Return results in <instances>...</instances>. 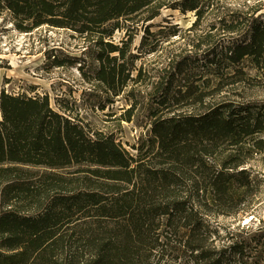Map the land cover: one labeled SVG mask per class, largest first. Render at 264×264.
<instances>
[{"label":"trees","instance_id":"trees-1","mask_svg":"<svg viewBox=\"0 0 264 264\" xmlns=\"http://www.w3.org/2000/svg\"><path fill=\"white\" fill-rule=\"evenodd\" d=\"M223 1L0 0V9L23 32L47 25L94 40L97 80L117 96L129 75L128 41H105L116 30L166 8L194 13L196 27ZM260 11L219 14L222 27L194 46L200 55L169 61L135 154L54 111L46 95L1 91L0 264H246L262 232L221 237L211 221L247 212L257 191L250 167L264 161V102L230 96L250 81L264 88ZM182 74L185 89H173ZM129 96L125 122L137 106Z\"/></svg>","mask_w":264,"mask_h":264},{"label":"rangeland","instance_id":"rangeland-1","mask_svg":"<svg viewBox=\"0 0 264 264\" xmlns=\"http://www.w3.org/2000/svg\"><path fill=\"white\" fill-rule=\"evenodd\" d=\"M249 7L260 8L259 13H264V0H224L220 9L208 11L196 27H193L194 13L183 14L166 8L151 21L144 22V14L141 20L130 23L129 28L116 30L105 41L118 47L128 41L123 75H129L126 87L117 96L97 80L99 48L94 40L85 34L47 25L23 32L16 28L12 15L0 9V92L27 97L46 95L54 111L88 130L111 136L125 151L135 154L132 146L150 138L147 104H154L153 94L159 96L165 87L169 61L200 55L201 51L194 46L200 37L215 33L217 29L213 30L212 26L222 27V23H218L221 14L234 15L237 10L246 11ZM139 70L141 75L137 79ZM190 76L192 80L194 76ZM134 79L137 81H132ZM161 82L162 88H159ZM185 85L184 74L174 77L173 89H185ZM249 85L250 89L230 97L236 101L243 98V102L263 103L264 88L252 81ZM131 93L136 97L137 106L130 122H125L123 119L132 104ZM250 169L257 191L247 212L242 209L211 222L219 227L221 237L226 233L240 235L241 228L245 229L241 237L251 233V237L259 236L262 232L258 240L249 242L245 261L246 264H264V245L257 244L264 243V161L261 156L255 157Z\"/></svg>","mask_w":264,"mask_h":264}]
</instances>
